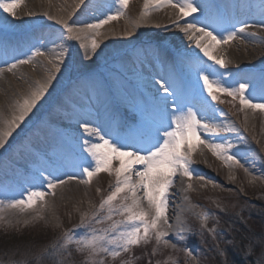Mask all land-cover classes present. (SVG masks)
Instances as JSON below:
<instances>
[{"label":"snow or ice","instance_id":"1","mask_svg":"<svg viewBox=\"0 0 264 264\" xmlns=\"http://www.w3.org/2000/svg\"><path fill=\"white\" fill-rule=\"evenodd\" d=\"M22 2L23 0H0V9L15 16ZM84 3L85 0H76L66 15L45 12V15H50V18L57 20L62 26L63 31L57 37L62 43L56 45L53 40L51 52L42 50L43 44L39 47L32 45L29 49L30 55L9 65L7 70L12 72L18 65L33 63L36 57L43 56L46 61L43 63L46 74L40 79L30 81L24 91L15 92L0 105V148L5 146L17 129L23 131L22 125L25 128L29 126L26 121L34 110L38 111L37 106L41 105L49 93L70 54L69 49L65 47L68 42L79 41L84 56L91 60L93 56L98 55L97 49L101 46L98 37L104 35L101 29L105 25L122 17L126 18L128 27L124 34L132 35L142 23L148 22L151 7L159 8L168 4L178 9L176 19L172 21L173 26L183 32L190 42H194L195 48L203 53V57L212 61V64L206 65L198 55L183 54L186 62L199 65L198 77L203 80L204 89L211 100L224 103L218 93L232 97L233 100L238 98L241 106L238 111L245 112V123L248 119L246 110L264 113V102H254L251 99L248 93L249 83L236 82L235 86H226L222 80L223 73L215 67L219 65L220 68H226L228 63L222 49L221 54H214L217 46L228 45L237 40L243 42L246 36L255 35L247 32L248 25L217 32L208 22L206 8H201L196 0H175V3L173 0H144L137 18L127 15L130 0H113L114 7L108 8L102 19L78 26V22L72 17ZM49 5L51 6V0ZM198 11L204 17L203 20L194 17V22L181 23L184 18ZM3 71L0 69V74ZM81 71L87 80L95 79L86 68ZM155 85L157 87L153 93L154 102L150 106L146 104L141 110L140 122L123 125L126 127L123 133L115 130L105 132L99 127H91L85 120L81 125L83 133L88 137H95V140L85 139L80 143L81 159L76 165L78 174L68 175L67 180H64L44 169L35 177L36 182L22 189L18 195L9 197L4 194V198L0 199V229L7 234L10 229L19 232L21 225L45 220V214L55 207L56 190H62L67 181L78 179V175L84 177L81 180L84 184H91L93 178L100 173L115 178L110 182L107 194L101 195L98 205H90L87 210L80 212L77 225L63 229L50 243L42 245L39 249L29 242L6 250L3 256L7 259L0 258V264H109V260L115 262L117 259L120 264H134L137 258L133 255V249L147 245L153 240V255L161 246L176 250L177 244L172 243L169 237L174 236L177 241L183 242L186 240V233H193L186 213L199 221L196 231L200 235L207 231L212 236L216 242L214 251L220 257L221 264H229L227 245H231L232 241L225 240L226 246L220 247L219 240L223 238V230L216 227L220 222L219 218L210 210L192 204L190 196L187 195L193 189L192 183H187L182 189L185 195L174 223L169 221L167 214L169 197L177 179L183 177L191 181L194 174L192 154L198 146L207 147L229 168L238 166L244 168L246 173L249 169L244 167L241 159L232 151L234 145L231 141L221 139L217 142L203 138L205 133L219 137L221 133L230 131L226 124L216 122L219 109L206 100L196 110L187 106L173 80L162 78L156 81ZM161 92L165 95L161 96ZM109 94L111 95V88ZM169 95L172 97L171 101ZM122 102L123 98L112 96L111 106L118 108ZM170 104L172 110L169 109ZM145 113L151 120L150 124L144 118ZM72 114L80 119L91 115L79 113L75 108L72 109ZM44 172H48V175L45 176ZM216 186L213 184V187ZM100 191L97 188V192ZM48 197H52V201ZM198 208L199 211L196 210ZM217 208L227 211L220 203H217ZM29 212L33 214L30 218L20 219ZM210 219L215 220L212 228H208ZM45 223L47 225L48 222ZM226 235L224 233V236ZM182 251L186 261L195 259L187 247ZM74 254L80 255L82 259L75 261ZM239 254L242 258L241 264H264V232L253 233L247 237L243 251ZM125 256L127 258H123ZM156 264H161V261H156ZM163 264H178V260L169 256ZM231 264H236V261L233 260Z\"/></svg>","mask_w":264,"mask_h":264},{"label":"bare ground","instance_id":"2","mask_svg":"<svg viewBox=\"0 0 264 264\" xmlns=\"http://www.w3.org/2000/svg\"><path fill=\"white\" fill-rule=\"evenodd\" d=\"M196 1L203 8L204 0ZM216 1L220 5L217 13L224 14L225 12L227 15L221 16L223 18L221 22L208 20L212 28L217 31L219 28L239 29L248 25L247 32L255 33V35L246 36L243 42L237 40L228 45L217 46L214 54H221L222 49V54L229 64L228 69L240 74L239 83H249L248 92L253 93V88L255 89L254 92H259L258 97L250 96L251 99L254 102L258 99L264 100V26H262L264 25V0ZM112 2L113 0H85L84 5H81L72 19L78 22V26L94 23L97 19L104 17V13L111 7ZM57 4L58 1L56 0H51V6L49 0H23L16 10L15 16L0 9V27L6 30L5 35L7 36L5 44L0 48V69L4 70L0 74V105L4 104L6 99L15 92L24 91L30 81L40 79L46 74L43 68V63L46 61L43 56L40 57L42 63L20 64L12 72L7 69L17 60L25 59L27 55H30L26 52L32 45L39 47L43 44V49L46 52H51L53 40H55L56 45L62 43L61 40L57 39L63 31L62 26L57 20L50 18V15L44 14L49 12L54 15L57 12L55 11ZM59 4L61 3L59 2ZM213 4L215 5L214 0ZM213 4L209 8H212ZM58 13L67 14L63 10L58 11ZM185 21L194 22V19L188 21L184 18L181 23ZM112 25H105L101 31L105 33L106 30L115 28ZM165 26H173V23H159L158 26L157 19L150 14L148 22L142 23L139 28L135 29L138 36L134 38L133 42L136 45L141 44L143 47L142 50L127 55L125 60L121 61L119 68L114 71L117 76H121L124 82L122 86L111 81H107L102 86L96 78L89 81L86 77H82L63 90V77H66L75 67L79 69V67L92 65L91 61H88L84 56V50L80 48L79 41L65 45L70 54L65 59L61 72L57 74V79L53 82L49 93L46 94L41 105L37 106L38 111L34 110L30 119L26 121L29 126L25 128L22 125L23 131L17 129L5 146L0 148V199L4 198V194L9 197L18 195L22 189L36 182L35 177L44 169H48L53 176L64 180H67L68 175L78 174L76 165L81 159L79 145L85 139L95 140V137H88L83 133L81 125L85 120L90 123L91 127H99L105 132L114 130L118 124L124 127V124L138 123L136 116H134V109L131 107L132 103L126 91L125 83L129 85L128 90L146 93L148 99L153 103V93L157 87L155 82L162 78L173 80L177 91H180L187 106H192L194 110L198 109L197 103L189 96V91L180 88L182 85L180 81L182 82L183 79L186 82L189 81L183 54L198 55L203 61H212L203 57V53L195 48L194 42H190L178 28L163 33ZM172 55L176 58L175 63L178 67L168 76H164L158 64L168 62V57ZM94 57L99 59L98 55ZM143 61H149L153 65L152 68L145 66ZM138 84L141 85L140 88H136ZM109 88H111V95ZM160 95L165 94L161 92ZM112 96L123 98V102L118 108L111 106ZM51 100L55 101L53 107L49 105ZM169 100H172L171 95H169ZM73 108L79 113H91V115H85L84 119H80L72 114ZM169 109L172 110L171 104ZM247 113L248 110H246ZM247 117L246 123L240 116L239 119L234 120V124H226L230 131L221 133L219 137L205 133L203 138L217 142L221 139L226 142H237L239 146H234L232 151L237 155V158L241 159V163L249 169V172L246 173L244 168L238 166L233 167L236 170V176L213 171L210 165L206 163L208 160H213L212 167L221 164L226 166L225 163L218 161L217 157L207 147L198 146L192 154L194 174L191 181L181 177L176 180L171 189L167 213L171 223L175 222L177 212L183 203L185 193L182 189L189 182L192 183L193 187L201 190L203 188H215L213 184L217 185L216 187L219 184L236 187V184L239 181L244 182L245 178H264V162L261 161L264 154L260 150L264 147V124L260 135L258 133L256 135L250 134L247 132V125L250 123L248 114ZM123 130L125 132L126 127ZM243 133L247 139H240ZM259 138L260 140H258ZM237 148H240V151H237ZM199 149H203L205 157L199 156ZM254 151H259V153ZM44 175L47 176L48 172H44ZM200 177L204 179L201 180ZM230 177H234V179ZM83 179L84 177L78 175V179L67 181L62 190L58 188L54 204L64 203L66 208L70 209L73 202H80L78 200H81L83 208L86 209L84 200L89 195L94 196V193L87 189L90 184L81 182ZM44 187L46 188V185ZM187 195L194 202L198 200L197 195L191 192H188ZM93 196L91 197L93 198ZM48 199L52 201L53 198L48 197ZM50 212L45 214V218L53 223L55 220L50 216ZM32 215L29 212L21 216L20 219L30 218ZM185 215L187 217L188 214ZM187 221L190 225L189 219ZM169 238L178 242L174 236ZM145 246L148 247V245Z\"/></svg>","mask_w":264,"mask_h":264},{"label":"rangeland","instance_id":"3","mask_svg":"<svg viewBox=\"0 0 264 264\" xmlns=\"http://www.w3.org/2000/svg\"><path fill=\"white\" fill-rule=\"evenodd\" d=\"M56 1H58L57 6L55 7V11L57 12L62 10L64 12H68L76 2V0ZM59 2L61 4H59ZM173 3H175V0ZM110 5L111 7H114L113 2ZM143 5L144 0H130L127 8L128 17L137 18ZM57 12H55L54 15L57 14ZM177 12L178 9H175L168 4L159 8L151 7L150 14L157 19V25H159V23H172V21L176 19ZM194 16L195 13L185 19L190 21ZM107 25L115 26V28L106 30L102 37H98L100 43L102 44L101 48L97 49L99 59H96V57L93 56L91 60L88 59V61H91L92 65H89V67H79V69L78 67H75L69 74L66 75V77H63V90L67 89L73 81H77L79 78L85 77L82 75L81 71L85 68L90 71L95 78H97L102 86L105 85L107 81H111L118 86H122L124 82L122 81L121 76H117L114 71L119 68L121 61L124 60L127 55L134 53L137 50H142V47L141 45H136L134 44L135 42H133L134 38H137L138 36L135 30L132 35L124 34L125 29L128 27V20L126 18L122 17L119 20L112 21ZM173 29H176V27L167 26L163 33L171 32ZM5 31L6 30L4 28L0 27V32L4 35ZM75 42L76 41H70L67 44ZM29 49L27 53L30 54ZM183 59L188 69L187 77L191 82V86L187 89L190 92V96L196 101V103L198 102L199 104H202L206 100L216 108H219L220 111L216 113V122L234 124V120L239 119L240 116L244 119L245 115H243V112L238 111L241 107L238 98L233 100L232 97L218 93L220 98L227 104L218 105L217 101H212L208 96L207 91L204 89L203 80L198 77L197 68L199 65L195 64V62H186L184 56ZM201 61L206 65L212 64V62H208L206 60L203 61V59ZM35 62L42 63V59L40 57H36L34 59V63ZM228 65L229 64L227 63L226 68H220L219 65H216L215 67L220 73H223L222 80L225 82L226 86H235L234 82H239L241 77L236 71L228 70ZM145 66L152 67L153 65H151L149 61H146ZM158 66L160 67L162 74L165 75L169 72V69H166L164 64L161 63L158 64ZM92 68L93 70L91 71ZM125 87L132 103L131 107L134 108L133 90H128L127 87H129V85H127V83H125ZM137 87L140 88L141 85L138 84ZM248 93L250 96L257 97L259 94L258 91L253 93L250 91ZM143 99H145L144 96ZM146 101H148L147 98ZM255 102H264V100L258 99ZM49 105L50 107H53L55 105V101L53 102L51 100ZM220 112L223 115H220ZM247 114L250 118V123L247 125V132L255 135L258 133V135H260L263 131L264 113H261L258 110L255 112L253 110H248ZM114 130L120 131V128L115 127ZM241 135L242 140L247 139V136L244 133ZM258 140H260V138ZM232 143H235L236 145V142ZM260 150L261 153L264 154V147ZM237 151H240V148H237ZM254 152L259 153V151ZM204 154L205 152L203 149H199V156L201 158L205 157ZM217 160L222 161L218 158ZM212 161L213 160H208L206 163L210 165V168L213 171L236 176V170H234L233 167L229 168L228 166H224L222 164L212 167ZM261 161L264 162V158L261 157ZM114 179V176H109L106 173H100L93 178L87 189L94 193V196L89 195L87 199L84 200L86 209L83 208L81 200H78L80 202H73L70 209L66 208L64 203H61L55 205L54 209L50 210V216H52L55 220L53 223L49 222V220L45 218V220L29 225H21L19 232L15 229H10L6 234L4 230L0 229V258L7 259V257L3 256L6 250H9L17 245L27 244L29 242L34 244L35 247L39 249L42 245L50 243L59 235L60 232L63 231V229L72 228L74 225H77L79 223L80 212L87 210L90 205H98L101 195L107 194L110 190L109 184L114 181ZM97 188L101 191L97 192ZM189 192L197 195L198 197V200L195 202L191 199L192 204L199 205L201 208L210 210L215 217L219 218L220 222L219 224H216V227L218 230H223V238L219 240L220 247L226 246L225 240L232 241L231 245H227L229 252V264H231L233 260L236 261V264H241L242 258L239 253L243 251V244L246 243V238L251 236L253 233L264 232V178H245V181H239L236 184V187L224 184H219V186L215 188H203L201 190L197 187H193V189ZM91 196H93V198ZM217 203L223 205L227 211L217 208ZM196 210L199 211L200 209L198 208ZM186 218L190 221L189 223L193 229V233L185 234L186 240L183 242H174L172 238H169L172 243L177 244L176 250L170 247L161 246L159 251L153 255L152 249L155 246V241L153 240L151 243L147 244L148 247L143 245L144 247H136L133 249V255L137 258L134 260V264H149V260H151V264H156V261H161V264H163L169 256L175 257L178 260V264H197V261H199V264H221L220 257L214 251V245L216 242L212 239V236L207 231H205L203 235H200L196 231L199 228V221L190 214H188ZM45 221L48 222L47 225ZM56 224H59V226H54ZM214 224L215 220L210 219L208 222V228H212ZM224 233L227 235L224 236ZM185 247L192 251V255L195 257L194 260H185V254L182 251ZM16 258L19 259V257ZM123 258L127 257L125 256ZM81 259L82 257L80 255L74 254L75 261L79 262ZM109 264H120V261L119 259L115 262L109 260Z\"/></svg>","mask_w":264,"mask_h":264}]
</instances>
